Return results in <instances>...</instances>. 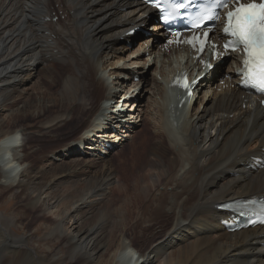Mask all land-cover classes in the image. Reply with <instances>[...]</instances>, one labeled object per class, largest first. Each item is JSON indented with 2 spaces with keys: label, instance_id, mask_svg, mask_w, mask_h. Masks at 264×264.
Returning <instances> with one entry per match:
<instances>
[{
  "label": "bare ground",
  "instance_id": "bare-ground-1",
  "mask_svg": "<svg viewBox=\"0 0 264 264\" xmlns=\"http://www.w3.org/2000/svg\"><path fill=\"white\" fill-rule=\"evenodd\" d=\"M53 2L64 16L63 22H43V18L53 17ZM144 15L150 11L125 0H0V111L19 103L22 95L18 88L40 67L49 81L47 93L39 98L51 104L39 112L45 117L44 125L56 122L52 132L57 138L48 140L49 144L62 146L59 151L64 155L75 156L78 150L69 142L83 131L76 139L95 155L100 149L93 135L97 132L85 130L97 129L93 122L100 102L116 99L115 103L123 106L132 100V95L126 97L127 92L122 97L112 96L107 78L99 74L100 64L112 57L117 39L129 30L127 27L143 23L138 19ZM152 46L147 48L148 54ZM46 57L61 62V72L47 68ZM116 71L110 74L125 71L124 75L133 79L136 73L120 67ZM206 85L200 84L201 91ZM160 89L161 101L155 111L166 138L157 140L158 134L143 119L139 139L94 176L87 170L91 164L79 171L77 164L55 165L56 155L52 166L45 169L51 173L48 180L36 164L29 163L27 171L23 170L16 148L27 139L28 128L5 131L0 120V179L15 182L3 186L0 199L15 192L24 203L21 216H37L29 222L28 231L35 222H42L48 246L59 245L64 251L62 257H56L38 250L31 233H14L16 218L0 211V264H264L257 237L264 230L228 234L217 225L221 214L213 208L223 201L264 193V170L251 172L244 167L264 147V117L254 107L242 110L239 93L233 89L200 102L201 111L193 108L189 113L183 106L173 125L167 100L173 90H166L165 85ZM28 99L35 97L29 95L26 102ZM140 107L135 106L132 117H139ZM128 108L119 109L117 118L124 121L131 110ZM173 111L178 108L173 107ZM22 112L13 115L14 123L33 119ZM182 135L187 138L184 143ZM112 136L101 142H111L112 147L116 142L110 140ZM99 162L101 159L95 165ZM115 177L121 190L107 194L106 188ZM122 196L131 201L117 208ZM137 231V244L117 243L118 235ZM134 253L137 260L129 257Z\"/></svg>",
  "mask_w": 264,
  "mask_h": 264
},
{
  "label": "rangeland",
  "instance_id": "rangeland-1",
  "mask_svg": "<svg viewBox=\"0 0 264 264\" xmlns=\"http://www.w3.org/2000/svg\"><path fill=\"white\" fill-rule=\"evenodd\" d=\"M57 5L58 4H54V2H53V7H56ZM72 14H73V12H72ZM124 30H126V29H124ZM115 48H116V51L118 50V52L114 51V52H112V57H110V55H109V57L103 59V61L100 64L99 74H100V76H104L107 78V81L109 84L108 89L111 91L112 96L117 94V97H118V95L122 97L123 94L125 95V93L127 92L126 97H130V95H132L130 97V98H132V100L127 105H123V106H122L121 102H117V104H115V103L110 104V107H108L107 109H108V111H109V109L110 110L112 109L114 111H116L118 109H122V111L123 110L125 111V109L128 108V106L130 105L128 109L129 110L131 109V110L128 111V113H126L127 117H126L125 121L133 123V121L135 122L137 120L133 124L135 127L130 129L129 133L126 134L127 136H124L125 140L122 141L121 144H119V148H117L115 151L110 153L105 158L101 159V162L98 163V166L95 165V163H97L98 160L94 157H92V158L87 157L88 155L87 156H77V155L68 156V154H67L66 156H59V155H63L62 150H61L62 153L59 151L60 148H62V146H57V148H56L54 146L53 142H51L52 144H49V142H48V140L52 141L53 139L57 138V137H55V134H54L56 132H52L53 125H56V122L51 124V125H44L45 117L41 116L42 112H39V111H42V108L45 109L48 106H50L51 101L46 99V98L45 99L39 98V95H43L44 92L47 93V91H48L47 83H48L49 79H48V76L40 69V67H38V69L36 71L31 73L29 79L26 80L25 82H23L24 83L23 86H20L18 88V92L22 95V99L19 100V103L15 104V105L14 104L9 105L6 108H4L2 111H0V120L3 122V128L5 131L10 130L12 127H13L12 129H14V130L18 129L20 131H23L26 128H28L27 129L28 130L27 131L28 132L27 139H25L24 142L22 144H20L19 147L16 148V150H18L17 151V154H18L17 158H20L18 161V164H20V166H22L23 170L27 171V169L29 168V163H30V164H36L37 167H39V168H41V170L45 171L47 166H52V161L54 159V156L56 155V156H58L56 158L57 161L53 162L55 165H57V164L59 165V164L64 163V164L70 165L72 167L73 166L75 167V165L77 164L76 170L79 171L81 166L84 168L87 164H91L92 167L90 169H87L89 172V175L90 176L92 174H93V176L99 175V173H101L100 170L105 169L107 164L111 165L114 162H116V160L119 158V156L123 152L128 151L131 148V146L133 145V142H135L136 140L139 139L141 132H142V128H143L141 125L143 123V121H142L143 119H145L146 121H148L150 123L151 128L153 127V129H152V131L154 130L153 133L155 132V134L156 133L158 134L159 138L157 140L166 138V132H163L164 128H162L161 124H159V122L157 121L159 114L155 111L156 104H158V102L161 101V96L159 95V91L161 89H160V87H158L160 84L157 83V85H156L157 87H155V85L153 83V81H155L154 80L155 72L159 75V72L162 73V72L167 71L168 68L166 66V63H162L161 58L156 63V57H157L156 53L151 54L150 56H147V55L140 56L139 57L140 59L138 62L136 59L131 58L132 54L135 51L125 52L123 50L124 49L123 46H121V45H116ZM121 48H123V49H121ZM149 51H151V47L149 48ZM147 53H148V50H147ZM51 59L52 58L46 57L45 66L47 68L52 69L55 72H58V71L61 72V69L63 68V64L59 61H54ZM167 59H168L167 57H166V59H164L165 62L167 61ZM114 66H116V67H114ZM119 67L122 70H125V69L128 71L132 70L133 72H136V73H134L135 75L140 74L142 76L141 81L139 80V82L137 83V82L132 81L131 79L129 80L128 78H131L130 77L131 75H124L125 73H123V72H125V71H121V75H120V73H118L119 75L110 74L111 72H113V70L116 71L117 68H119ZM142 68H143V71L139 72L138 70H140ZM123 81H124V85L120 86V83ZM206 84H207L206 86H209L210 82L209 83L207 82ZM123 90H126V91L123 93ZM55 91H56V89H55ZM29 95H34L35 100L29 101V99H28V102H26L25 98L27 99ZM213 96H211V97H213ZM199 104H200V101L198 102V104L196 106H198ZM116 105H117V107H116ZM136 105L141 106L140 107V115L136 119H132V118H135V116L132 117L131 114H132V110L135 109ZM150 106H152V107H150ZM201 107H202V105H201ZM195 108H199V107H195ZM21 109L23 110V112H22L23 115L28 114L27 117L30 118V116H32L33 119L32 120L25 119V121L21 120L20 123H14V120H13L14 116L13 115L15 113H17V111H20ZM37 109H41V110H37ZM25 110H26V112H25ZM200 111H201V109H200ZM67 118H68V116L64 117L63 120H66ZM59 124H60V122H59ZM80 133L81 132H79L77 134V136L72 138V139L78 138ZM181 139L183 140V143L187 141V138L185 135H182ZM87 143H91V142H87ZM127 145H130V147L124 151V149L127 147ZM187 146H188V143L184 144V147L187 148ZM176 147H179V146L176 145ZM85 150H87V149H85ZM98 150H100V149H98ZM57 151H59V152L57 153ZM87 151L91 152V151H89V149ZM120 151H121V154H120ZM115 155H118V156L116 158H113ZM92 156H94V155H92ZM20 160H21V162H20ZM43 165L45 166V168L42 167ZM50 168L51 167H49V169ZM45 173L47 174V176H45V178L47 177V180H48V178H50V176H51V173H49L47 170L45 171ZM5 175H7V174H5ZM5 180L6 179H4V180L0 179V190L3 189V186L11 185L12 180H9V181L6 180V182H5ZM52 182H53V180H52ZM5 183H7V184L5 185ZM12 183H15V182L12 181ZM120 187H122L121 182H119L118 178L115 177L111 181V184L109 186H107V188L105 187L106 193L111 194V192H113V191L121 190ZM168 190L169 189H167V191ZM157 195H158V193L154 194V196H157ZM130 201H131V198L129 196H122L120 198V200L116 203V207L118 208L122 204H127ZM114 202H115V200H114ZM23 205H24L23 201L17 198V194H15V192L5 194L0 199V211H1V213L3 215H6V216H12L13 215L17 220V226L13 228V230H14L13 232L18 233V235H20V236H22V234L28 235L29 233H31L32 240H33L32 243H33V246L35 248H37L40 251L52 252V255H56V257L57 256L62 257L63 252H64L63 247H61L59 245H55L56 246V249H55L54 248L55 246L54 247L48 246L49 242L45 238L44 233L42 232V228H41L42 222H40V221L35 222L33 224V226L30 227L31 231H28L27 226L29 225V222H31L33 220V218L36 219L37 216L34 214H31L29 216H25L26 218L22 217L20 214V210L23 208ZM38 225H39V227H38ZM117 237H119L117 239L118 244L120 242L137 244V243H135V241H137L140 238L138 231L135 234H133V233H130V235L123 234V235H118ZM49 248H51L52 251H50ZM133 249H135V248H133ZM57 253H59V254H57ZM66 264H71V262L66 263Z\"/></svg>",
  "mask_w": 264,
  "mask_h": 264
},
{
  "label": "snow or ice",
  "instance_id": "snow-or-ice-1",
  "mask_svg": "<svg viewBox=\"0 0 264 264\" xmlns=\"http://www.w3.org/2000/svg\"><path fill=\"white\" fill-rule=\"evenodd\" d=\"M164 3H169V0H163ZM154 3L159 5L161 0H154ZM214 7H226L229 0H212ZM172 7L183 8L185 5L181 2L177 4L172 0ZM209 14L197 17L198 23L196 27H208L209 21L218 19L211 10ZM167 19V17H165ZM227 24L224 28V33L230 35L233 39L229 40L225 45V49L231 48L235 51L236 48L243 46L245 59L242 61L243 68L240 73L247 82L254 88L264 91V0L259 4L252 2L248 5H241L234 12L227 13ZM204 40L194 38L201 43V50L203 45L210 38L209 32H205ZM192 43V41H189ZM187 88V84L181 85Z\"/></svg>",
  "mask_w": 264,
  "mask_h": 264
},
{
  "label": "clouds",
  "instance_id": "clouds-1",
  "mask_svg": "<svg viewBox=\"0 0 264 264\" xmlns=\"http://www.w3.org/2000/svg\"><path fill=\"white\" fill-rule=\"evenodd\" d=\"M8 167H11V165H9Z\"/></svg>",
  "mask_w": 264,
  "mask_h": 264
}]
</instances>
